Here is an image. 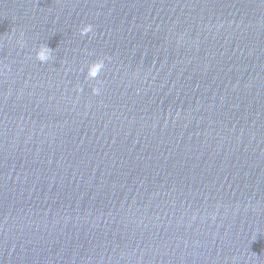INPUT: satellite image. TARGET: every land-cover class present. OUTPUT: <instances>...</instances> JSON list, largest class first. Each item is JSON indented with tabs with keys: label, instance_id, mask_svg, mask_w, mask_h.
Masks as SVG:
<instances>
[{
	"label": "water",
	"instance_id": "95a60500",
	"mask_svg": "<svg viewBox=\"0 0 264 264\" xmlns=\"http://www.w3.org/2000/svg\"><path fill=\"white\" fill-rule=\"evenodd\" d=\"M0 264H264V0H0Z\"/></svg>",
	"mask_w": 264,
	"mask_h": 264
},
{
	"label": "clouds",
	"instance_id": "9594fccd",
	"mask_svg": "<svg viewBox=\"0 0 264 264\" xmlns=\"http://www.w3.org/2000/svg\"><path fill=\"white\" fill-rule=\"evenodd\" d=\"M93 31V26L91 24L85 25L81 29V35H85L89 32ZM37 59L41 62H47L52 58V49L48 45H42L37 50ZM103 68V61H97L89 65L88 71H87V77L88 79H95L101 69ZM99 88H93L94 93H99Z\"/></svg>",
	"mask_w": 264,
	"mask_h": 264
}]
</instances>
